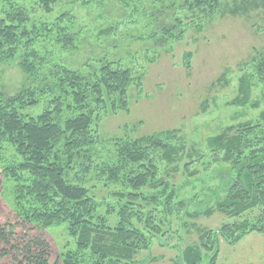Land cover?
Here are the masks:
<instances>
[{
	"label": "trees",
	"instance_id": "trees-1",
	"mask_svg": "<svg viewBox=\"0 0 264 264\" xmlns=\"http://www.w3.org/2000/svg\"><path fill=\"white\" fill-rule=\"evenodd\" d=\"M61 1L37 0L35 5L50 14ZM177 1L182 11L209 16H246L264 8V0ZM0 4V64L18 60L35 83L14 96L0 92V191L4 180L15 183L17 225L64 224L72 240V247L52 262L48 243L18 235L15 226L6 224L0 230V257L7 264H138L137 257L150 250L153 240L173 231L174 220L188 230L185 218L212 216L215 211L228 222L217 230L192 225L198 244L181 251L183 264H203L204 252H213L208 264H217L220 239L236 244L252 232H264V111L207 140L213 165L222 168L216 209L198 204L196 198L181 199L174 177L180 172L197 175L191 169L204 155L188 151L179 130L113 139L102 159V112H128L129 91L140 87L142 78L119 62L99 61L86 73L50 64L47 44L55 43L64 52L78 50L81 33L75 18L65 12L36 25L35 8L15 0ZM177 26L164 30L173 40L183 38V32L175 33ZM115 28L105 30V35ZM191 57H184L187 68ZM245 66L238 97L229 106H247L256 88L264 98V54H254ZM42 102V112L23 113ZM8 151L11 158L6 157ZM99 189L106 192L101 200Z\"/></svg>",
	"mask_w": 264,
	"mask_h": 264
},
{
	"label": "rangeland",
	"instance_id": "rangeland-1",
	"mask_svg": "<svg viewBox=\"0 0 264 264\" xmlns=\"http://www.w3.org/2000/svg\"><path fill=\"white\" fill-rule=\"evenodd\" d=\"M15 1L28 9L35 8L32 23L36 25L52 22L65 12L75 18L81 33L78 50L64 52L55 43L47 44L52 51L50 64L62 63L86 73L88 67L99 61L119 62L122 68L131 69L136 78H142L141 86L129 91L128 112H102L98 128L102 159L113 139L179 130L187 150L196 149L204 155L199 165L191 169L197 170V175L180 172L174 177L179 196L187 200L196 198L198 204L215 208L216 195L221 194L218 191L222 168L213 165L207 140L229 126L254 120L264 111V98L258 88L252 91L247 106L228 105L238 97V82L244 75L245 64L254 54H264V8L246 16L219 13L209 16L182 11L177 0H90L86 7L63 0L52 13L44 14L35 5L37 0ZM175 25H178L175 33L183 32L182 39L173 40L164 31ZM112 27L116 28L105 35V30ZM186 54L192 55L189 68L185 66ZM29 86L35 83L22 71L18 60L0 64L1 93L14 96ZM42 110L43 102L23 113L34 115ZM11 155L8 151L6 157ZM14 190L15 183L4 180L0 191V230L9 224L16 227L18 235L44 240L50 245L55 262L72 247L67 226L17 225ZM96 195L101 200L106 192L99 189ZM184 222L188 230L174 220L173 231L153 240L150 250L137 257L138 264H183L181 251L198 244L199 234L191 226L217 230L228 219L215 211L212 216L185 218ZM219 241L217 264H264V232H252L236 244ZM212 256L213 252H204L203 264H208ZM0 264L7 262L0 257Z\"/></svg>",
	"mask_w": 264,
	"mask_h": 264
}]
</instances>
